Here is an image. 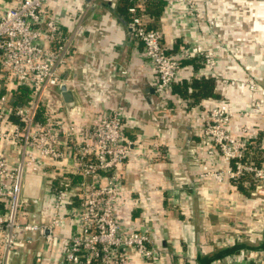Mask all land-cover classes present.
Listing matches in <instances>:
<instances>
[{"label":"crops","instance_id":"crops-1","mask_svg":"<svg viewBox=\"0 0 264 264\" xmlns=\"http://www.w3.org/2000/svg\"><path fill=\"white\" fill-rule=\"evenodd\" d=\"M14 1L0 0V10ZM47 1L63 31L71 35L76 29L80 31L72 37L71 56L60 73L73 101L64 103L59 91L54 93L60 104L59 113L74 122H85L120 104L123 135L133 143V151L139 153L131 154L121 166L122 187L128 194L121 198L115 213L126 230L149 232L160 254L155 261L144 262L128 251V264H214L222 256L234 253L224 254L225 249L220 247L214 249L204 232L205 227L215 223V216L219 218L220 208H228V222L242 224V237L239 232L228 238L230 243L238 241L231 248L255 253L260 264H264V184L255 188L248 185L249 191L244 185L239 190L230 183L200 182L197 158L206 149L199 143L200 123L196 115L221 100L233 109L247 106V89L221 84L213 78V72L235 80L254 81L257 88L253 95L264 108V0L207 1V11L216 19L208 31L193 28L181 13L167 10L163 4L155 17L143 13L146 23L161 31V45L167 53L200 44L211 49L217 60L213 71L199 57L181 62L169 97L163 102L153 92L155 76L147 66L141 43L122 22H127L128 17L118 11V0ZM153 2L156 0H146L144 9ZM121 70L125 73L121 74ZM204 78L213 81L210 97L195 102L189 95H180L183 87L186 93L192 91L187 86L189 82ZM47 106L54 108L51 103ZM240 122L250 135L256 133L254 139L262 138L264 116L251 113ZM152 143L159 145L157 152ZM2 151L9 163L15 161L14 149L2 145ZM260 154L259 158H264V147ZM205 161L219 164L212 156ZM42 183L39 174H26L23 195L41 197ZM27 211L29 216L23 211L21 220L29 221L33 206ZM48 215L49 208L44 220ZM71 229L69 223H64L54 233L62 236ZM61 248V241L47 245L40 238L33 239L12 256L9 264H36V254L40 256L38 264H62ZM238 262L236 257L232 264Z\"/></svg>","mask_w":264,"mask_h":264},{"label":"built area","instance_id":"built-area-1","mask_svg":"<svg viewBox=\"0 0 264 264\" xmlns=\"http://www.w3.org/2000/svg\"><path fill=\"white\" fill-rule=\"evenodd\" d=\"M145 1L133 0L125 23L141 43L155 76L153 92L163 102L182 61L199 57L213 71L217 60L211 49L200 44L167 53L161 45V31L147 27L143 18ZM163 1L167 10L181 13L193 28L208 31L216 24L206 8L209 0ZM49 8L47 0H15L0 10V264H6L10 251L23 250L39 238L47 245L61 241L62 264H128V251L144 262L155 261L160 250L153 236L147 231L126 230L115 213L128 194L122 187L121 166L131 154H139L123 135V106L100 111L85 122H74L59 113L54 93L63 83L60 73L70 59L72 37L80 31L76 29L72 35L63 31ZM212 74L221 84L245 87L249 98L244 109L230 108L221 100L196 113L199 143L206 149L197 158L199 176L234 187L249 176L255 188L264 184V161L257 163L251 149L264 147V132L260 140L254 139L256 133L250 135L240 120L251 113L264 115L263 105L253 95L257 84L247 78ZM49 103L54 104L53 109ZM2 145L15 150V161H7ZM151 147L157 152L159 145L152 143ZM208 156L217 158L220 165L206 162ZM26 174L42 177L41 197L23 195ZM33 205H38V222L21 220L23 211L29 216L27 208ZM64 223L72 226L71 231L56 235L55 229ZM236 242L222 248L229 249ZM245 252L242 248L232 255L229 252L214 264H232L236 257L239 264H260L255 253ZM35 262H40L38 254Z\"/></svg>","mask_w":264,"mask_h":264},{"label":"rangeland","instance_id":"rangeland-1","mask_svg":"<svg viewBox=\"0 0 264 264\" xmlns=\"http://www.w3.org/2000/svg\"><path fill=\"white\" fill-rule=\"evenodd\" d=\"M259 116H264V115H259ZM256 143H258V140H256ZM255 148H256V150H255ZM253 149L255 151H253ZM251 151H252V156L253 157L256 156V159L257 158L260 159V160H256L255 159L257 163H260V162L264 161V158H259V157H261V154L260 153H262V149L261 148H258V146L255 145L251 149ZM199 179H200V182L201 181L202 182H214V181H212V180H210L208 178L202 179L200 176H199ZM243 181H244V183H240V184L241 185H244L245 187L248 186V185L252 186V184L254 183L253 180L249 176H247L246 178L242 179V182ZM246 188L249 189V191H250V187L249 186L246 187ZM227 210H228V208H224V210L221 211V208H220L219 209V214H218V217L219 218H216V216L214 214H212V217L215 216L214 217L215 218V223H211L210 226H207L204 229V232H206L209 235L210 243H211V245H212V247L214 249L215 248H218V247L222 248L224 246L227 247L230 244V242H231L229 240L230 239L229 237H232V236L233 237H236L237 236V233H239V232L240 233H239L238 236L242 237L241 236V234H242L241 233L242 224H237L233 220L228 222L227 219H225L226 214H227L226 213Z\"/></svg>","mask_w":264,"mask_h":264},{"label":"trees","instance_id":"trees-1","mask_svg":"<svg viewBox=\"0 0 264 264\" xmlns=\"http://www.w3.org/2000/svg\"><path fill=\"white\" fill-rule=\"evenodd\" d=\"M133 3V0H118V11L122 13L123 15L127 16L129 18L128 14V7H130ZM162 4L164 5L163 0H156V2L150 3L147 5V7L144 9V12H148L149 14L153 15L154 17L158 15ZM138 13V12H137ZM127 18V20H128ZM149 23H146L147 27L154 28L148 25ZM189 60V59H188ZM188 60L182 61L183 63ZM191 88L190 93H186V88L183 87L182 91H180V95H189L194 99L195 102L199 101L200 99L210 97L212 95V87H213V81L211 78L209 79H195L187 84ZM20 99V96H17ZM237 188L239 190H242V185L240 183L237 184ZM232 251H237L236 248H233Z\"/></svg>","mask_w":264,"mask_h":264},{"label":"water","instance_id":"water-1","mask_svg":"<svg viewBox=\"0 0 264 264\" xmlns=\"http://www.w3.org/2000/svg\"><path fill=\"white\" fill-rule=\"evenodd\" d=\"M124 25H126V23L124 21H122ZM58 91H59V96L61 98V101L67 104L72 103L73 101V96L72 93L70 91V89H68L66 87V85L64 83H62L59 87H58ZM17 106H19V104H17ZM88 180V178H87ZM37 206L38 205H33V211L30 213V217H29V222L30 223H37L38 216L35 213V211H37ZM233 250V248H229V249H225L224 250V254L225 253H229ZM17 252L14 251H10L7 255V260H6V264H9L11 258L13 255H15Z\"/></svg>","mask_w":264,"mask_h":264}]
</instances>
